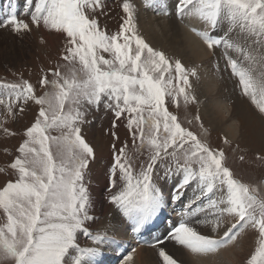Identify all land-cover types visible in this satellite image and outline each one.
<instances>
[{
  "label": "snow or ice",
  "instance_id": "obj_1",
  "mask_svg": "<svg viewBox=\"0 0 264 264\" xmlns=\"http://www.w3.org/2000/svg\"><path fill=\"white\" fill-rule=\"evenodd\" d=\"M142 2L171 27L173 19L183 24L216 57L217 73L223 63L240 97L264 118V0H175L171 9L167 0ZM111 5L24 0L25 18L16 0L3 5L0 29L21 38L33 30L55 35L63 63L41 69L35 84L23 73L0 80V140L19 137L14 149H2L10 159L0 168V262L101 264L103 248L115 240L107 227H94L88 174L101 145L85 125L102 110L110 115L104 133L111 154L108 203L137 243L155 250L157 264H194L184 252L214 258L238 241L243 248L246 234L253 244L243 264H264V182L246 183L229 165V151L236 157L239 144L233 147L226 136L220 145L210 142L213 125H206L204 114L217 97L202 91V65L149 42L136 0ZM113 13L115 30L107 24ZM32 108L31 121L16 131ZM221 111L225 123L233 119ZM236 158L245 160L243 154ZM256 158L264 161V155ZM169 207L177 220L152 242H141ZM135 251L123 255L122 264H133Z\"/></svg>",
  "mask_w": 264,
  "mask_h": 264
},
{
  "label": "rangeland",
  "instance_id": "obj_2",
  "mask_svg": "<svg viewBox=\"0 0 264 264\" xmlns=\"http://www.w3.org/2000/svg\"><path fill=\"white\" fill-rule=\"evenodd\" d=\"M16 1L18 2V5H20L17 7L18 15H21V18H25L22 16L24 0L23 1L16 0ZM2 3L3 2H1V4ZM111 6L112 5L110 0V7ZM0 11H3V5L0 8ZM107 24L111 30L116 29L117 18L115 16V13H113L112 17H110L107 20ZM159 29H160L159 27L155 26L156 31H158ZM41 36L46 41V43H41L40 40ZM7 38L11 39L10 43L8 42V44L7 43L0 44V80L12 81L17 79L19 74L23 73L24 78L31 80V82L35 84L38 80L41 69H48L51 67H55L57 63H63V61L59 59L61 54L62 42L53 34H49L44 31L39 32L33 30L31 34L24 35L21 38L19 36L13 35L7 30L0 29V43L5 42ZM209 54L210 53H208V55ZM217 55H219V53H217ZM209 58H210L209 59L210 65L208 63H205L206 62L205 60L204 65H202V67L200 68L202 83L204 82L202 89L204 90V93L206 95L216 96L217 87H220L222 81L215 78L216 76H218L215 67L216 57H213L210 54ZM225 76H227V74ZM207 78L210 81L207 80ZM211 81H213L214 83H211ZM207 83H211V90L213 91L207 90V86H205ZM234 84L235 82L231 80V85L233 91H235L234 93L235 96L238 98L239 102L242 104L245 110L247 109L248 110L245 111L246 113L244 118L236 117V116L233 118L234 120L238 121L240 127L237 130L238 132L236 136L237 140L232 141L233 142L232 146L234 147L236 144L240 145V151L236 154V157H238L240 154H243L245 156V160L243 162L239 161L238 158L233 157L231 152L229 151V165L233 168L236 175L242 178L244 182L250 183L252 185H259L261 182H264V161L258 160L256 157L258 155H264V141L263 140L258 141L257 135L261 134L264 136V130H263L264 118L259 117L251 108V106L248 104V102L240 97L238 91L235 89ZM228 105H229V101H228ZM228 105L227 107L228 109H230L231 106L229 107ZM34 111L35 109L32 108L30 111H28L27 115L23 119L19 120L14 125L16 131H20L28 122L31 121ZM209 112L211 114V117H213V110L212 111L210 110ZM216 112L219 113V111ZM180 115L181 118H183L184 115L183 109L180 110ZM207 118L209 117L206 114L205 115L206 125L208 124ZM224 118L227 119V117L225 116ZM88 119L90 123L88 125H85V132L93 141L101 145V149L97 152V158L91 165V170L88 174L90 191L94 189L93 187L96 185L101 186L100 198L103 200V206L102 209L100 208L101 211L100 215L102 216H97V222L101 223L103 222V220L106 223L109 221H115L113 220L112 216H114L118 222L120 221L122 222V223L120 222L121 226L120 225H117V227L112 226V229L110 226L108 230L109 233H111L110 238L115 240V243L109 245L110 251H108L107 256H103L100 259V261L101 264H122L123 255L130 253L133 248L138 250L140 248L144 249L147 247L141 246V243H137V238L131 232L130 228H128V222L123 217H121L116 212V210L108 203L109 192L108 189L106 188L107 177L105 175V169L110 164L111 154L109 147V138L104 133L107 130V128L110 126V115H106L101 110L95 115L89 116ZM225 119L223 120V123H225L224 122ZM117 131L121 141H124L127 138V132L123 124H121L118 127ZM223 136L224 135L219 130H216L214 128L210 129V142L214 146L221 144L220 138ZM18 139L19 137L10 139L8 141L0 140V168H4L5 164L10 159L3 154L2 149L4 147H8L9 149H14V146L17 144ZM4 181H5V176L3 173H0V184H2ZM171 183L172 182L169 181L168 186H170ZM103 187L105 190L103 189ZM163 213L164 214H162L159 217L161 221L157 225L150 226L139 237V240L141 242L143 241V239H144L143 242H148L151 239L152 234L154 233L158 234L159 232V235L161 236L164 233L165 229L171 227V225L169 226V222L171 220H174V217L172 215L173 211L171 210V207L166 208L163 211ZM98 223L94 225L95 228L100 227ZM126 228H128V230L124 231ZM123 233L125 235H123ZM245 237L246 238H242L243 248L241 249L240 247L241 241H238L237 247L234 249V251L236 252L238 251L243 252V253L240 252V254L242 255H240L238 262H235L234 259H233L234 260L233 263L229 261L230 257L234 258L233 255L231 256V253L223 254V255L220 253L221 257L220 260L218 261L221 262V264H230V263L243 264V261L247 258L253 244L250 235L246 234ZM121 251H124V253H119ZM116 252H117V256L115 257ZM184 255L188 256L187 257L188 260L191 259L196 264H204L203 260H197L196 258L191 257L188 253H185ZM0 264H5V262H0Z\"/></svg>",
  "mask_w": 264,
  "mask_h": 264
},
{
  "label": "bare ground",
  "instance_id": "obj_3",
  "mask_svg": "<svg viewBox=\"0 0 264 264\" xmlns=\"http://www.w3.org/2000/svg\"><path fill=\"white\" fill-rule=\"evenodd\" d=\"M21 1H23V0H21ZM1 2H3L5 4L6 0H0V8L2 7V5H4L3 3L1 4ZM174 2H175V0H167V4H168L169 9H171ZM16 3H17V7L20 6V5H18L17 1H16ZM136 3H137L138 8H139L140 28H141L143 34L149 40V42H151L154 46L162 48L163 50H165L169 53H176L178 55L182 54V53L187 54L195 63L204 65V62L206 60L205 63H208L210 65V62H209L210 61L209 60L210 54L208 55V52H207L206 48H204L202 43L193 34H191L184 27L183 24H181L178 20L173 19V23L175 24V27L173 28L170 26V22L166 18L156 16L152 11L146 10L142 0H136ZM3 19H4L3 11H0V20H3ZM155 26L159 27L160 29L158 31H156ZM39 32H42V31H39ZM10 40L11 39L7 38V40L5 42H1L0 44H5V43L8 44V42L10 43ZM193 53H195V55ZM205 58H207V59H205ZM220 68H221V72L217 73V74H218V76L223 74L224 79L221 80L222 84L220 85V87H217V90H216L217 91L216 92L217 99L213 100L212 104L210 105L209 111L213 110V117H211L210 112H208L207 116L209 118H207V119H208V121L211 120L212 125H213L212 128L219 130L229 140L236 141L237 140L236 136L238 134L237 130L240 127L239 123H238V121H236L234 119H231L227 123H223V120L225 118H224V115H223L221 109H225L227 112L230 111L229 113L232 115L233 118L235 116L244 118L245 113H246L245 111H247L248 109L245 110V108L239 102L238 98L235 96V94H234L235 91H233V89H232L231 80H228L227 76H225L226 74H224L222 72L223 63H221ZM207 80H209V79L207 78ZM213 81H211V83L215 82V81L214 82ZM211 83H207L205 85V86H207L208 91H213V90H211ZM202 84H204V82ZM202 91L204 92L203 89H202ZM228 101H231L234 104V109L228 105ZM227 105L230 107V109H228ZM216 111H219V113H217ZM218 114H219V116H218ZM257 139H258V141L259 140L264 141V136L261 134L257 135ZM168 185H169V183H168ZM102 186H103V184H102ZM93 188L94 189H92L90 192L92 195V199L95 202L94 215H95L96 223H98L97 222V216H102V215H100V212H101L100 208L102 209V206H103V200L100 198L101 186L96 185ZM103 189H104V187H103ZM189 195H190V193H189ZM172 215L174 217V220H171L169 222V226L170 225L172 226V223L177 220V216H176L175 212H173ZM103 216H104V214H103ZM112 217H113V220H115V221H109L106 223L103 220V222H101L102 224L98 223V225L100 226L99 228L107 227L109 230L110 226L112 229V226L117 227V225H120L122 223L121 221H120L121 223L118 222L114 216H112ZM109 219H111V218H109ZM160 221L161 220L159 218L152 225H157ZM96 223H95V225H96ZM123 235H125V234L123 233ZM109 236L111 237V233H109ZM156 237H160L159 232H158V234H156V233L152 234V237L148 242L154 240ZM243 238H246V237H243ZM109 249H110L109 245L107 247L105 246L103 248V256H107L108 251H110ZM234 249H232L231 251H229L227 253H225V252L221 253L222 255L231 253V256L233 255V257H234V258L230 257L229 261L231 263H233L234 260H235V262H238L240 255H242V254H240V252L243 253L242 251L236 252V251H234ZM168 250L169 251H175V249H173L172 245H168ZM185 253H187V252H185ZM221 254L217 255L214 258L210 257L206 260H203L204 264H221V262L218 261V260H220ZM116 256H117V252L115 253V257ZM102 257H100L99 259H101ZM184 257L186 259H188L187 258L188 256L184 255ZM189 261H192V260L190 259ZM200 262H202V261H200ZM133 264H157V256L155 255V250L150 248V247H147L144 249L140 248V249L136 250L134 255H133ZM194 264H196V263L194 262Z\"/></svg>",
  "mask_w": 264,
  "mask_h": 264
}]
</instances>
